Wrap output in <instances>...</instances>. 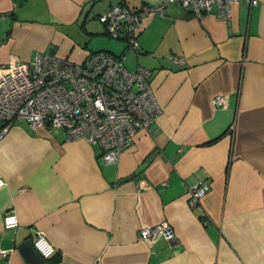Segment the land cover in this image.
Wrapping results in <instances>:
<instances>
[{
	"label": "crops",
	"instance_id": "1",
	"mask_svg": "<svg viewBox=\"0 0 264 264\" xmlns=\"http://www.w3.org/2000/svg\"><path fill=\"white\" fill-rule=\"evenodd\" d=\"M159 1L0 0V65L124 52L128 68L151 70L161 107L113 163L62 127L14 121L0 138V264H28L18 245L38 232L55 248L48 264H264V0H237L225 20L170 5L143 18L139 52L98 20ZM198 181L209 188L191 203ZM160 222L171 241L139 238Z\"/></svg>",
	"mask_w": 264,
	"mask_h": 264
},
{
	"label": "built area",
	"instance_id": "2",
	"mask_svg": "<svg viewBox=\"0 0 264 264\" xmlns=\"http://www.w3.org/2000/svg\"><path fill=\"white\" fill-rule=\"evenodd\" d=\"M236 1L160 0L136 11L117 3L109 5L98 15V20L112 37L125 40V50L139 52L137 36L144 17L156 12L165 14L168 6L176 4L196 16L213 13L225 20ZM170 59L183 63L177 56ZM151 77V70L143 66L128 68L124 52L114 54L103 50L89 53L83 61L43 52L30 64L12 61L0 65V138L19 119L26 120L33 128L62 127L67 139L97 144L106 163L116 162L137 131L148 129L161 112ZM212 103L225 107L227 97L216 95ZM3 185L0 176V188ZM208 188L206 182L192 184L191 203H196ZM17 225L13 212L3 216L5 228L13 229ZM139 238L152 245L158 238L171 241L174 232L167 222H160L142 227ZM32 245L44 259L55 252L53 244L41 232L35 235ZM0 254L8 258L7 249L1 248Z\"/></svg>",
	"mask_w": 264,
	"mask_h": 264
},
{
	"label": "water",
	"instance_id": "3",
	"mask_svg": "<svg viewBox=\"0 0 264 264\" xmlns=\"http://www.w3.org/2000/svg\"><path fill=\"white\" fill-rule=\"evenodd\" d=\"M18 249L28 264H48L47 260L42 258L33 248L32 240L25 239L19 245Z\"/></svg>",
	"mask_w": 264,
	"mask_h": 264
},
{
	"label": "rangeland",
	"instance_id": "4",
	"mask_svg": "<svg viewBox=\"0 0 264 264\" xmlns=\"http://www.w3.org/2000/svg\"><path fill=\"white\" fill-rule=\"evenodd\" d=\"M115 40V38H113Z\"/></svg>",
	"mask_w": 264,
	"mask_h": 264
}]
</instances>
